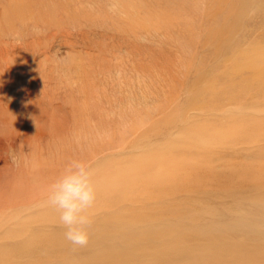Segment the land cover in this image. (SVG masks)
<instances>
[{"label":"rangeland","instance_id":"obj_1","mask_svg":"<svg viewBox=\"0 0 264 264\" xmlns=\"http://www.w3.org/2000/svg\"><path fill=\"white\" fill-rule=\"evenodd\" d=\"M64 1L0 0V264H264V0Z\"/></svg>","mask_w":264,"mask_h":264},{"label":"clouds","instance_id":"obj_2","mask_svg":"<svg viewBox=\"0 0 264 264\" xmlns=\"http://www.w3.org/2000/svg\"><path fill=\"white\" fill-rule=\"evenodd\" d=\"M37 34L39 28H33ZM94 173L84 161L71 160L61 175L51 185L46 205L59 212L61 224L66 228V239L74 246L85 247L89 243L86 226L88 215L97 199Z\"/></svg>","mask_w":264,"mask_h":264},{"label":"bare ground","instance_id":"obj_3","mask_svg":"<svg viewBox=\"0 0 264 264\" xmlns=\"http://www.w3.org/2000/svg\"><path fill=\"white\" fill-rule=\"evenodd\" d=\"M31 1H32V0H31ZM63 1H64V0H63ZM70 1H72V0H70ZM114 1H115V0H114ZM120 1H121V0H120ZM19 2H20V0H19ZM56 2H57V0H56ZM58 2H59V0H58ZM60 2H62V1H60ZM64 2H65V1H64ZM81 2H82V1H81ZM91 2H92V1H91ZM94 2H95V1H94ZM94 2H93V3H94ZM107 2H108V0H107ZM111 2H112V1H111ZM226 2H227V1H226ZM20 3H21V2H20ZM32 3H34V2H32ZM36 3H37V2H36ZM74 3H75V2H74ZM97 3H98V2H97ZM104 3H105V2H104ZM112 3H113V2H112ZM230 3H231V2H230ZM66 4H67V3H66ZM98 4H99V3H98ZM55 5H56V4H55ZM61 5H62V4H61ZM46 6H47V5H46ZM46 6H45V7H46ZM56 6H57V5H56ZM112 7H114V6H112ZM114 9H115V8H114ZM120 9H121V8H120ZM34 10H36V9H34ZM21 11H22V10H21ZM26 11H27V10H26ZM26 11H25V12H26ZM28 11H29V10H28ZM50 12H51V11H50ZM116 12H117V11H116ZM20 13H23V12H20ZM26 13H27V12H26ZM26 13H25V14H26ZM31 14H32V13H31ZM31 14H30V15H31ZM118 14H119V13H118ZM120 15H121V14H120ZM42 16H43V15H42ZM44 16H45V15H44ZM51 16H52V15H51ZM38 17H39V16H38ZM39 18H40V17H39ZM43 18H44V17H43ZM45 18H46V17H45ZM49 18H50V17H49ZM35 19H36V18H35ZM118 19L120 20V18H118ZM116 20H117V19H116ZM114 22H116V21H114ZM41 23H42V22H41ZM46 23H47V22H46ZM47 24L49 25V23H47ZM47 24H46V25H47ZM115 25H116V24H115ZM112 26H113V25H112ZM118 26H119V25H118ZM116 27H117V26H116ZM120 30H121V29H120ZM120 45H121V44H120ZM103 50H104V49H103ZM262 69H263V68H262ZM244 87H245V86H244ZM108 111H109V110H108ZM105 112H106V111H105ZM178 154H179V153H178ZM118 172H119V171H118ZM112 174H114V173H112ZM115 174H116V173H115ZM118 174H119V173H118ZM120 174H121V173H120ZM115 176H116V175H115ZM118 178H119V177H118ZM103 180H104V179H103ZM115 181H116V180H115ZM116 182L119 183V181H116ZM99 183H100V182H99ZM114 187H115V186H114ZM114 187H113V188H114ZM117 187H118V186H117ZM116 191H118V190H116ZM116 191H115V192H116ZM104 195H105V194H104ZM46 222H47V221H46ZM51 223H52V222H51ZM55 223H56V222H55ZM57 223H58V222H57ZM60 223H61V222H60ZM52 224H53V223H52ZM16 231H17V230H16ZM17 233H19V232H17ZM21 233H22V232H21ZM58 237H59V236H58ZM61 237H62V236H61ZM18 240H19V239H18ZM54 241H55V240H54ZM12 242H13V241H12ZM12 242H11V243H12ZM69 246H70V245H69ZM101 261H102V260H101Z\"/></svg>","mask_w":264,"mask_h":264}]
</instances>
